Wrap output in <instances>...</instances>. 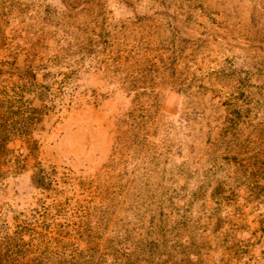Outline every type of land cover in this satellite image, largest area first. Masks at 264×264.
I'll list each match as a JSON object with an SVG mask.
<instances>
[{
	"label": "rangeland",
	"instance_id": "obj_1",
	"mask_svg": "<svg viewBox=\"0 0 264 264\" xmlns=\"http://www.w3.org/2000/svg\"><path fill=\"white\" fill-rule=\"evenodd\" d=\"M0 264H264V0H0Z\"/></svg>",
	"mask_w": 264,
	"mask_h": 264
}]
</instances>
